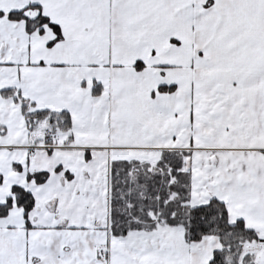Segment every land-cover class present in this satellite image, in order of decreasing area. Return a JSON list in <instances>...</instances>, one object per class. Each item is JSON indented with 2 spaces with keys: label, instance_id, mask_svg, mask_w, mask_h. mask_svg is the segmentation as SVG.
Listing matches in <instances>:
<instances>
[{
  "label": "snow or ice",
  "instance_id": "1",
  "mask_svg": "<svg viewBox=\"0 0 264 264\" xmlns=\"http://www.w3.org/2000/svg\"><path fill=\"white\" fill-rule=\"evenodd\" d=\"M0 264H264V0H0Z\"/></svg>",
  "mask_w": 264,
  "mask_h": 264
}]
</instances>
